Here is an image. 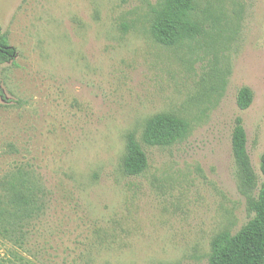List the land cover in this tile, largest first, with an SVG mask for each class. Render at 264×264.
<instances>
[{"label": "rangeland", "instance_id": "obj_1", "mask_svg": "<svg viewBox=\"0 0 264 264\" xmlns=\"http://www.w3.org/2000/svg\"><path fill=\"white\" fill-rule=\"evenodd\" d=\"M160 1L0 0L1 32L17 51L0 66V197L25 181L38 206L16 224L0 216V264H209L214 238L253 219L264 0H195L201 33L174 47L150 33ZM243 88L254 97L247 110ZM159 114L186 120L188 136L146 145ZM238 118L252 194L233 155ZM129 133L148 157L136 177L123 169Z\"/></svg>", "mask_w": 264, "mask_h": 264}, {"label": "trees", "instance_id": "obj_2", "mask_svg": "<svg viewBox=\"0 0 264 264\" xmlns=\"http://www.w3.org/2000/svg\"><path fill=\"white\" fill-rule=\"evenodd\" d=\"M195 0H161L152 8L153 21L150 33L160 45L174 47L197 38L201 29L195 21ZM16 49L10 47L7 37L0 28V66L16 57ZM253 93L243 88L238 94V106L247 110L253 103ZM190 132V124L171 114H159L148 120L143 134V142L153 147H170L184 140ZM247 134L240 118L236 120L232 149L241 188L252 194L258 186V178L253 169L248 150ZM123 169L128 176H140L148 169V157L134 133H129L126 144ZM261 171L264 175V154L261 157ZM31 188L22 181L3 200L0 197V216L27 220L37 210ZM9 202V203H8ZM12 208H9V207ZM249 209L254 213L246 226L237 234H218L211 246L209 264H264V182L256 197L249 199Z\"/></svg>", "mask_w": 264, "mask_h": 264}]
</instances>
